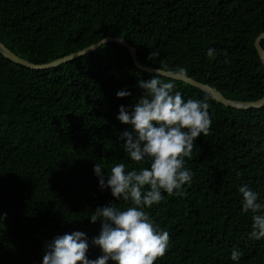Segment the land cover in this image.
Instances as JSON below:
<instances>
[{"label": "trees", "instance_id": "trees-1", "mask_svg": "<svg viewBox=\"0 0 264 264\" xmlns=\"http://www.w3.org/2000/svg\"><path fill=\"white\" fill-rule=\"evenodd\" d=\"M261 32L264 0H0V42L31 63L121 38L142 65L184 69L236 100L264 94V64L254 47ZM260 45L264 50V39ZM154 75L136 68L115 42L46 69L0 54V264H42L46 244L74 231L86 234L89 259L103 254L92 242L101 222L90 215L110 203L125 210L132 201L102 190L94 165L105 180L117 163L126 171L141 167L119 139L131 126L117 117L121 105L131 111L143 95L138 81ZM159 78L185 102H207L212 123L185 157L193 176L176 190L184 195L162 190L164 200L144 209L170 236L155 264H264V238L249 237L252 213L242 211L239 192L247 185L264 203V103L235 108L181 80ZM119 90L131 95L118 98ZM233 248L239 261L231 259Z\"/></svg>", "mask_w": 264, "mask_h": 264}, {"label": "clouds", "instance_id": "clouds-1", "mask_svg": "<svg viewBox=\"0 0 264 264\" xmlns=\"http://www.w3.org/2000/svg\"><path fill=\"white\" fill-rule=\"evenodd\" d=\"M91 48V47H90ZM209 57L214 50H208ZM159 56L152 52L149 59ZM185 70L180 69L183 73ZM144 90L132 110L121 105L117 119L131 126L119 137L124 141V151L141 165L137 170L126 171L123 163H117L108 171L107 180L100 163L94 165L99 187L111 190L117 200L132 201L125 210L115 204L98 206L90 215L91 222H101L100 234L93 237L102 255L89 259V244L84 232L74 231L55 237L45 247L42 264H155L169 248L170 236L160 231L145 207L151 208L164 200L162 190L168 196L179 192L185 183L190 184L193 173L185 167V157L191 158L194 142L203 134H210L211 118L207 102L188 99L179 91L173 93L174 84L159 78V68L151 79L139 80ZM118 98L130 96L127 90H119ZM144 164L149 166L145 167ZM239 192L243 197L242 211L252 213V231L249 237L264 238V203L258 202L259 194L247 185ZM6 213L0 214V220ZM241 252L233 248L231 259L239 261Z\"/></svg>", "mask_w": 264, "mask_h": 264}, {"label": "water", "instance_id": "water-1", "mask_svg": "<svg viewBox=\"0 0 264 264\" xmlns=\"http://www.w3.org/2000/svg\"><path fill=\"white\" fill-rule=\"evenodd\" d=\"M262 39H264V32L263 33L261 32L255 38L254 47L256 49V52H257L260 60L264 64V50L262 49V47L260 45V41ZM105 42H115L117 44L122 45L129 52V54L132 58V61H133L136 68H138L142 71H146L149 73L156 74V70L158 68L142 65L141 63H139L137 60V55H136L135 49L132 46H130L124 39H121V38H110V37L104 38L100 42L92 44V45H90V46H88L82 50H79L77 52H74L72 54H69L67 56L58 58L56 60H53L49 63H44V64H34V63H31L25 59L20 58L19 56L14 54L11 50H9L5 45H3L1 42H0V54L3 57H5L6 59L12 61L13 63H16L18 65H21V66H24V67H27L30 69H46V68L55 67V66L60 65L62 63H66L68 61L79 58V57L86 55L88 53H91L92 51L97 49L100 45H102ZM159 75H162V76H165L168 78L181 80V81H183L189 85L197 87L200 90H202L203 92L208 93L212 98H214L218 102H220L224 105H227V106H232L235 108H250V107H260V105H262L264 103V94L261 97H259L258 99H254V100L230 99V98H226L218 89H215V88L209 86L208 84H203L201 82H198V81L186 76L185 74L176 73V72H172L169 70H164V69L159 68Z\"/></svg>", "mask_w": 264, "mask_h": 264}]
</instances>
